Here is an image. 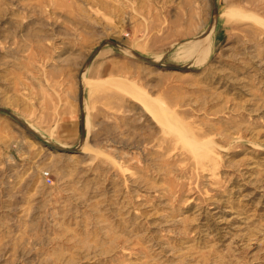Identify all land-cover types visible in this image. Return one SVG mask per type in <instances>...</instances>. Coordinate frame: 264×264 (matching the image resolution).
Wrapping results in <instances>:
<instances>
[{
  "label": "rangeland",
  "instance_id": "1",
  "mask_svg": "<svg viewBox=\"0 0 264 264\" xmlns=\"http://www.w3.org/2000/svg\"><path fill=\"white\" fill-rule=\"evenodd\" d=\"M241 1L0 0V264H264V0Z\"/></svg>",
  "mask_w": 264,
  "mask_h": 264
},
{
  "label": "crops",
  "instance_id": "2",
  "mask_svg": "<svg viewBox=\"0 0 264 264\" xmlns=\"http://www.w3.org/2000/svg\"><path fill=\"white\" fill-rule=\"evenodd\" d=\"M224 1V0H223ZM228 2L230 0H227ZM236 5H241V0H235ZM208 43V42H207ZM67 118H65L63 121H61L60 124V132L62 136H65L66 138H72L76 135L80 134V128H84L83 122L82 124L79 122L78 118H76L75 114H65Z\"/></svg>",
  "mask_w": 264,
  "mask_h": 264
},
{
  "label": "bare ground",
  "instance_id": "3",
  "mask_svg": "<svg viewBox=\"0 0 264 264\" xmlns=\"http://www.w3.org/2000/svg\"><path fill=\"white\" fill-rule=\"evenodd\" d=\"M225 17H228V16H225ZM190 49L191 50H188L187 51V55H191V54H193V56L195 55L194 53H196L198 50H202L201 48H199V46H193L192 45V47H190ZM186 51V50H185ZM201 52H203V50L201 51ZM200 53V52H199ZM186 54V53H185ZM202 54V53H201ZM190 55H189V57H190ZM183 57H185V56H183ZM186 59H188V58H186ZM86 84V83H85ZM87 86L90 88V89H92L93 87H90L89 86V84H87ZM144 103V102H143ZM195 146L197 147V145L195 144ZM204 146V145H203ZM204 147H206V145L204 146ZM193 148H195V147H193ZM193 152V151H192ZM202 160V159H201Z\"/></svg>",
  "mask_w": 264,
  "mask_h": 264
},
{
  "label": "built area",
  "instance_id": "4",
  "mask_svg": "<svg viewBox=\"0 0 264 264\" xmlns=\"http://www.w3.org/2000/svg\"><path fill=\"white\" fill-rule=\"evenodd\" d=\"M47 181H48V182H51V180H50V179H47Z\"/></svg>",
  "mask_w": 264,
  "mask_h": 264
}]
</instances>
